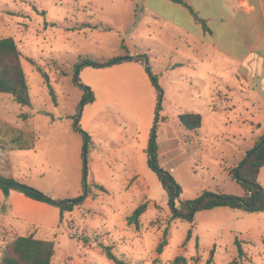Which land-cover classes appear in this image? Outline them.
<instances>
[{
  "label": "rangeland",
  "instance_id": "374dc122",
  "mask_svg": "<svg viewBox=\"0 0 264 264\" xmlns=\"http://www.w3.org/2000/svg\"><path fill=\"white\" fill-rule=\"evenodd\" d=\"M148 5V0H0V37L15 40L29 85V107L0 92V116L11 124L28 120L30 133L24 140L19 139V130L2 129L5 140L16 147L10 152L13 164L19 169L28 166L18 181L54 200L78 197L84 169L80 131L96 141L86 153L85 181L98 197L85 206L91 196L86 197L71 213L60 215L61 227L51 240L60 243L65 254L52 257L50 264H115L99 243L113 246V252L129 264H171L177 255L185 256L189 264H205L213 247L211 264H228L237 256L235 236L245 253L243 264H264V212L220 206L196 211L193 222L171 217L167 193L148 165L153 134L158 163L179 185L180 199H194L205 191L244 196L226 170L246 153L221 140L203 150L197 131L179 122L189 102V51L180 38L170 35L154 41ZM131 52L142 64L125 61L97 67L83 62L101 63ZM85 93L93 96L92 102H82ZM215 119L216 115L209 117ZM231 126L243 128L242 134L232 133V143L249 149L255 145L251 125L237 121ZM217 128L225 132L229 124L223 121ZM32 137L33 145L28 142ZM121 145L134 148L136 157L122 159L113 152ZM44 168L56 173L57 183L38 176ZM133 172L138 180L124 186L125 176ZM259 178L264 188V170ZM144 202L148 207L139 228L128 225L127 217ZM166 227L168 244L157 254ZM189 230L191 237L184 242ZM14 238L0 230V258Z\"/></svg>",
  "mask_w": 264,
  "mask_h": 264
},
{
  "label": "crops",
  "instance_id": "0c3cea01",
  "mask_svg": "<svg viewBox=\"0 0 264 264\" xmlns=\"http://www.w3.org/2000/svg\"><path fill=\"white\" fill-rule=\"evenodd\" d=\"M148 1L152 25L150 35L154 41L161 42L164 35H170V38H180L189 51V102L185 113L201 115V126L195 129L197 132L193 131L203 143V150H209L213 141L221 140L245 154L248 147L231 141L232 133L242 134L243 128L230 127V124L240 121L245 126L251 125L249 131L256 134L257 139L264 132V0ZM133 33L137 35L135 30ZM131 56L136 58L137 53L131 52ZM128 62L142 64L134 60ZM212 115H216L214 121L209 120ZM27 121L11 124L0 116V140L4 145V149L0 147L3 156L0 157V174L16 180L28 166L19 169L13 164L10 152L16 147L5 140L7 136L2 129L6 126L8 133L19 130V139L24 140L30 133ZM223 121L229 124L225 132L217 128V124ZM208 124L212 125L211 128ZM91 139L96 146L95 138ZM33 141L32 137L28 142L33 145ZM113 152L119 153L122 159L136 157L135 149L128 145L118 146ZM262 170L264 165L257 177L261 185L259 175ZM226 172L228 179L233 181L228 170ZM37 174L40 178L51 177L50 182H58L56 173L50 168L41 169ZM137 180L138 175L130 173L125 176L124 186ZM97 197V194L89 197L83 205H90ZM60 227L59 208L28 198L14 189L5 197L0 190L1 231L15 237L32 235L37 239L51 240ZM54 244L53 259H59L65 252L60 243L54 241ZM72 264L79 263L73 261Z\"/></svg>",
  "mask_w": 264,
  "mask_h": 264
},
{
  "label": "trees",
  "instance_id": "16d2710c",
  "mask_svg": "<svg viewBox=\"0 0 264 264\" xmlns=\"http://www.w3.org/2000/svg\"><path fill=\"white\" fill-rule=\"evenodd\" d=\"M133 60L143 61L138 56L136 58L124 56L121 58H110L101 63L96 62L95 66L103 67ZM83 62L86 65H92L95 63V61L88 59H84ZM42 75L45 83L48 87H50L47 76L43 72ZM152 79H154V77ZM77 82L84 90H86L87 93L89 92L88 88L81 85L78 80ZM0 92L11 94L13 100L20 106H30L29 85L21 64V53L15 40L9 36L0 37ZM50 93L53 96L52 91H50ZM87 93H85L82 97V102L84 104L93 101V96H88ZM157 96L160 98L161 95L159 92L157 93ZM178 120L188 130H195L201 126V115L199 113L181 114L178 116ZM75 128L79 130L77 124ZM80 132L84 140L82 194L73 199L54 200L33 187L22 184L14 178L6 177L0 174V189L3 194L7 196L10 189L18 190L28 198L59 207L61 217L65 212H71L74 207L81 204L86 197H93L95 194H92L91 188L88 187L85 181L86 153L89 146L92 144V139L86 132L82 130ZM154 139L155 136L153 134L147 148L148 165L156 173L159 182L167 193L168 205L171 210L172 219L183 218L189 222H193L194 213L196 211L213 209L220 206L239 209L248 213L264 212V188L257 180L259 171L264 165V132L258 137L255 145L246 151L244 159L232 167L229 171L231 178L239 183L244 189V196L205 191L201 196L194 199H180L181 189L179 188V185L176 183L171 173L164 170L158 163L157 145ZM151 152L153 153L152 157L150 155ZM95 186L102 191L105 190L100 185ZM146 207V202L139 204L131 215L127 217V224L133 225L138 229L140 217L146 211ZM167 235L168 229L166 227L163 230L162 236L156 246L155 251L157 254H160L164 247L168 244ZM190 237L191 231L189 230L184 242H187ZM234 244L236 246L237 256L228 264H243L241 259L245 253L237 236L234 237ZM99 247L115 264H129L113 252V246L99 243ZM214 251V247L210 249L209 257L207 258L205 264L212 263ZM54 252L55 244L52 240L37 239L32 235L18 236L8 242L4 247L0 258V264H50ZM171 264H189V261L185 256L177 255L171 260Z\"/></svg>",
  "mask_w": 264,
  "mask_h": 264
},
{
  "label": "water",
  "instance_id": "95a60500",
  "mask_svg": "<svg viewBox=\"0 0 264 264\" xmlns=\"http://www.w3.org/2000/svg\"><path fill=\"white\" fill-rule=\"evenodd\" d=\"M95 65H96V63H93V64H92V66H95ZM145 65H147V64H145ZM152 154H153V153L151 152V153H150L151 157H152Z\"/></svg>",
  "mask_w": 264,
  "mask_h": 264
}]
</instances>
